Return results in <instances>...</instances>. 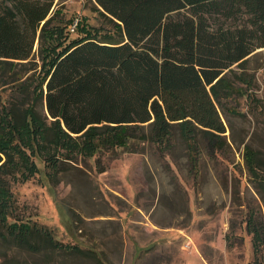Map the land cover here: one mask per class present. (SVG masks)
<instances>
[{
  "label": "trees",
  "instance_id": "1",
  "mask_svg": "<svg viewBox=\"0 0 264 264\" xmlns=\"http://www.w3.org/2000/svg\"><path fill=\"white\" fill-rule=\"evenodd\" d=\"M56 1L0 0V89L15 85L5 101L0 93V237L34 251L54 239L14 216L10 181L20 168L12 153L23 134L41 139L43 149L78 140L90 150L103 143L134 152L146 142L172 151L180 139L197 169L202 148L223 149L222 114L244 95L245 68L264 47V0H93L103 25L71 41ZM78 24L74 32L83 33ZM38 40L47 69L41 81L6 79L15 61L39 67L32 61ZM245 158L264 191L257 153L247 146ZM247 229L261 252L264 221L251 215Z\"/></svg>",
  "mask_w": 264,
  "mask_h": 264
},
{
  "label": "rangeland",
  "instance_id": "2",
  "mask_svg": "<svg viewBox=\"0 0 264 264\" xmlns=\"http://www.w3.org/2000/svg\"><path fill=\"white\" fill-rule=\"evenodd\" d=\"M54 10L68 25L75 19L83 24V33L67 26L69 41L103 25L93 0H57ZM32 61L37 69L15 61L5 78L41 81L47 69L39 40ZM245 72L251 81L244 95L222 114L223 149L211 155L202 148L197 169L180 139L172 151L146 142L134 152L103 143L90 150L78 140L43 149L41 139L23 134L12 153L20 168L10 181L14 216L44 228L54 242L34 251L0 237V264H264V244L255 253L247 229L251 215L264 221V191L245 158L249 146L264 169V47ZM14 88L0 89L4 101ZM37 110L46 115L41 104Z\"/></svg>",
  "mask_w": 264,
  "mask_h": 264
},
{
  "label": "built area",
  "instance_id": "3",
  "mask_svg": "<svg viewBox=\"0 0 264 264\" xmlns=\"http://www.w3.org/2000/svg\"><path fill=\"white\" fill-rule=\"evenodd\" d=\"M79 19H75V20H73V22L71 23V25H70V30L72 31V32H74L77 28H78V23H79Z\"/></svg>",
  "mask_w": 264,
  "mask_h": 264
}]
</instances>
